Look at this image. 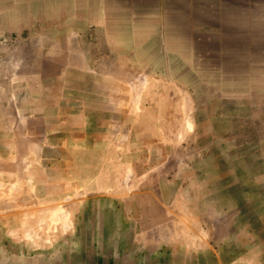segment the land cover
I'll return each mask as SVG.
<instances>
[{
  "label": "rangeland",
  "instance_id": "374dc122",
  "mask_svg": "<svg viewBox=\"0 0 264 264\" xmlns=\"http://www.w3.org/2000/svg\"><path fill=\"white\" fill-rule=\"evenodd\" d=\"M243 4L0 0V264H264Z\"/></svg>",
  "mask_w": 264,
  "mask_h": 264
},
{
  "label": "crops",
  "instance_id": "0c3cea01",
  "mask_svg": "<svg viewBox=\"0 0 264 264\" xmlns=\"http://www.w3.org/2000/svg\"><path fill=\"white\" fill-rule=\"evenodd\" d=\"M244 2V6H246V10L244 9L243 10V19L241 20H238L239 22H243V23H252V22H257V21H263V20H260L256 18V15L258 14H261V12H263L264 14V10H254L252 9V7H257V8H260V7H264V3L263 1L264 0H241ZM264 9V8H262Z\"/></svg>",
  "mask_w": 264,
  "mask_h": 264
}]
</instances>
